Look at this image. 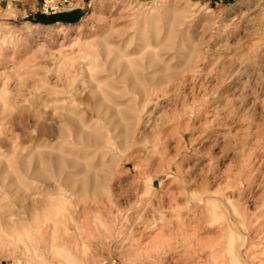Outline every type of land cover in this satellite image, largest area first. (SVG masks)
Returning a JSON list of instances; mask_svg holds the SVG:
<instances>
[{"label":"rangeland","instance_id":"1","mask_svg":"<svg viewBox=\"0 0 264 264\" xmlns=\"http://www.w3.org/2000/svg\"><path fill=\"white\" fill-rule=\"evenodd\" d=\"M0 264H264V0H0Z\"/></svg>","mask_w":264,"mask_h":264}]
</instances>
